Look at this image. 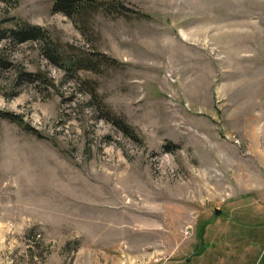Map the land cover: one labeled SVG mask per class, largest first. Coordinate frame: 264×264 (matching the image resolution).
<instances>
[{
    "label": "rangeland",
    "instance_id": "rangeland-1",
    "mask_svg": "<svg viewBox=\"0 0 264 264\" xmlns=\"http://www.w3.org/2000/svg\"><path fill=\"white\" fill-rule=\"evenodd\" d=\"M96 2L0 0V264H264V0Z\"/></svg>",
    "mask_w": 264,
    "mask_h": 264
},
{
    "label": "trees",
    "instance_id": "trees-1",
    "mask_svg": "<svg viewBox=\"0 0 264 264\" xmlns=\"http://www.w3.org/2000/svg\"><path fill=\"white\" fill-rule=\"evenodd\" d=\"M96 3H98L96 2V0H93V1L92 0H55L54 10L64 12L68 16H71L72 18L76 19L77 22L79 21L83 22V20L79 18L84 13H86L88 10L96 9L97 8ZM98 4L100 5V3ZM106 6L108 5L102 6V8L104 7L105 9H108V10L113 9V8H108ZM98 8H101V6H99ZM19 22L17 23L16 28H6L5 29L3 27H0V39L9 37L18 42H25V41H30V40L44 42L45 44L44 50L46 54L48 55V57L59 64L61 55L58 52L57 41H55L50 30L46 29L45 27L41 25L32 24L27 21H23V23H19ZM83 24L84 23H82V26ZM55 50L57 51V53H55ZM103 57L104 55H102V57L98 59H93V60L83 59L81 58V55H74V56H69V57H64V58L62 57V58L67 63L66 64L67 66H65L67 70L71 71V69H74L76 71L78 68H87L93 71H97L98 69L103 68V66L112 64L111 63L112 59L105 61ZM55 59L58 61H56ZM0 116L7 118L9 120L15 121L20 124L23 123L22 118H20L18 114H15L13 112H7V111L0 110ZM106 118L110 120L115 126L120 128L127 135L131 137L136 136V133L133 130L132 126L127 125L124 119L114 118L110 115H107ZM205 227H204V230H205ZM204 230L202 229L200 235L197 234V237L199 236V239H200L199 242H197L198 243L197 248H199L200 253H196L195 255L201 254V246H202L201 242H202V237H203L202 234ZM262 239L263 240L261 241H264V238ZM263 255H264V250H263ZM254 259H255V256L253 257L252 260Z\"/></svg>",
    "mask_w": 264,
    "mask_h": 264
},
{
    "label": "water",
    "instance_id": "water-1",
    "mask_svg": "<svg viewBox=\"0 0 264 264\" xmlns=\"http://www.w3.org/2000/svg\"><path fill=\"white\" fill-rule=\"evenodd\" d=\"M216 213L217 214L221 213V210L220 209L216 210Z\"/></svg>",
    "mask_w": 264,
    "mask_h": 264
},
{
    "label": "flooded vegetation",
    "instance_id": "flooded-vegetation-1",
    "mask_svg": "<svg viewBox=\"0 0 264 264\" xmlns=\"http://www.w3.org/2000/svg\"><path fill=\"white\" fill-rule=\"evenodd\" d=\"M196 253V252H195Z\"/></svg>",
    "mask_w": 264,
    "mask_h": 264
}]
</instances>
